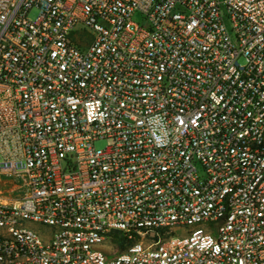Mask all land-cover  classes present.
Segmentation results:
<instances>
[{"label": "built area", "instance_id": "built-area-1", "mask_svg": "<svg viewBox=\"0 0 264 264\" xmlns=\"http://www.w3.org/2000/svg\"><path fill=\"white\" fill-rule=\"evenodd\" d=\"M0 172V264H264V0H0Z\"/></svg>", "mask_w": 264, "mask_h": 264}, {"label": "rangeland", "instance_id": "rangeland-1", "mask_svg": "<svg viewBox=\"0 0 264 264\" xmlns=\"http://www.w3.org/2000/svg\"><path fill=\"white\" fill-rule=\"evenodd\" d=\"M30 17L34 18L36 16V11L32 10L29 14ZM96 146H101L103 142L97 141ZM23 187L17 181L13 175L0 172V194L9 199V201H17L23 194Z\"/></svg>", "mask_w": 264, "mask_h": 264}, {"label": "trees", "instance_id": "trees-1", "mask_svg": "<svg viewBox=\"0 0 264 264\" xmlns=\"http://www.w3.org/2000/svg\"><path fill=\"white\" fill-rule=\"evenodd\" d=\"M113 235V240L117 242L119 246H123L124 237L120 235L118 231H114Z\"/></svg>", "mask_w": 264, "mask_h": 264}]
</instances>
